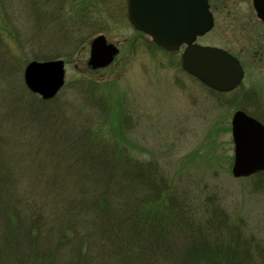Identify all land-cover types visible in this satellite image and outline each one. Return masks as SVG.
<instances>
[{
  "label": "rangeland",
  "instance_id": "374dc122",
  "mask_svg": "<svg viewBox=\"0 0 264 264\" xmlns=\"http://www.w3.org/2000/svg\"><path fill=\"white\" fill-rule=\"evenodd\" d=\"M210 4L215 27L198 43L234 54L246 73L242 86L226 95L211 93L182 69L183 48L165 51L136 31L126 0H0V264H30L24 257L34 219L42 232L35 256L57 253L53 264H68L80 235L91 233L95 249L87 262L105 264L93 228L103 218L95 201L107 193L123 198L119 190L143 172L167 182L198 215L216 206L234 223L242 220L243 237L260 243L264 255V176L232 175L235 113L264 123V24L251 0ZM100 35L120 52L111 66L92 71L90 45ZM51 60L66 63L65 85L54 102H44L24 90V72L32 61ZM90 149L97 152L88 159L94 169L87 160L74 166ZM134 161L145 164L140 174ZM118 163L128 166L132 180L108 172ZM149 183L134 188L132 210L150 196ZM114 204L120 213L123 207ZM6 209L18 225L5 220ZM71 226L79 232L64 250L57 248L56 239ZM145 237L151 241L150 232ZM183 238L178 233L174 243L182 245Z\"/></svg>",
  "mask_w": 264,
  "mask_h": 264
},
{
  "label": "trees",
  "instance_id": "16d2710c",
  "mask_svg": "<svg viewBox=\"0 0 264 264\" xmlns=\"http://www.w3.org/2000/svg\"><path fill=\"white\" fill-rule=\"evenodd\" d=\"M23 88L29 94L25 86ZM100 104L102 108L104 106L103 111L106 114L108 113L109 123L113 124V118L109 115L110 110L108 112L105 109L107 105L102 102ZM104 128L99 127L97 131L104 132ZM94 138L103 143L101 146L104 151L107 150L104 146V140L97 136H94ZM93 142L95 141L93 140ZM95 143L98 144V142ZM117 144L118 142H116ZM114 149L118 150L117 147H114ZM81 154L80 161L74 166L78 167L87 160L94 169L92 162L88 159H96L97 152L90 149L82 151ZM117 162H120V160ZM134 165L138 166L139 174L141 173L140 169L142 170L145 167V164L140 161H134ZM127 167L123 163L122 165L121 163L110 165L108 166V172L114 169L115 174L112 173L114 177L119 173L123 177L127 176V179H133V176H130L132 171H128ZM95 170L105 172L102 166L100 168L95 166ZM143 175L146 176L144 172ZM263 176L264 173H260L254 177L259 179ZM144 177H138L135 181L132 179V181H128L126 189L122 187L119 190L124 192L123 198H117V195L114 194L113 196L116 198L111 199V196L107 193V195L100 194L99 199L95 201V210L103 216L100 223L94 222L93 224V228H95L100 239L96 245L101 244L100 248L107 253L103 257L106 260L99 262L105 264H111L112 261L117 264H264L261 244L254 238L246 240L240 232L238 225L240 223L244 224L242 220L234 223L225 210L216 208V206H210L207 208L206 213L198 215V212L196 213L193 207L189 206L190 203L187 204L185 199L181 200L174 188L170 189L167 182H163L162 179L160 181L151 179L150 176L145 177L149 180L147 181L142 179ZM148 182H150V196H144L139 200V206L132 210L134 196H136L133 195L135 194L133 193L134 188L137 184L139 187L142 186L141 184L144 185ZM110 186L111 190H114L112 184ZM102 188L104 187L102 186L100 189ZM1 195H4V189L0 190ZM114 199L123 207V212L118 213V206H115ZM128 200L131 201L129 208L130 204L127 206ZM7 211L8 215H6L5 220L18 225L16 215H11L9 209H6L5 213ZM33 223H37V225L32 224L34 228L28 232L29 239L27 241L31 249L30 255L25 256L24 259L30 260V264H53L57 253H45L41 256H35L34 254L39 240L38 237L42 235V232L41 227L38 228L40 220L34 219ZM76 232H79L78 229H73L72 226L65 229L62 235L56 239L57 245L55 246L64 250L62 246L70 239L71 233L75 234ZM148 232H150L151 241L146 242V240H149L145 237ZM180 232L184 235L182 245L174 243V239ZM5 233L7 238L8 236L16 237V234ZM171 234H174V236L171 237ZM89 235L93 234L80 235L76 255L72 257L73 259H69L68 264H88L87 256L95 249V247L90 246L92 239ZM142 242H144V246ZM85 247H87L86 251H84ZM147 255H150L151 260L145 257Z\"/></svg>",
  "mask_w": 264,
  "mask_h": 264
},
{
  "label": "water",
  "instance_id": "95a60500",
  "mask_svg": "<svg viewBox=\"0 0 264 264\" xmlns=\"http://www.w3.org/2000/svg\"><path fill=\"white\" fill-rule=\"evenodd\" d=\"M128 17L135 29L150 36L159 47L176 51L186 45L183 68L208 87L231 91L238 87L244 71L239 61L228 52L196 44L198 37L214 27L208 0H127ZM254 8L264 22V0H255ZM119 50L104 36L91 44L89 65L93 69L109 66ZM29 90L44 100L54 98L65 83L63 61L32 62L24 73ZM235 145L233 176L250 177L264 171V126L243 112L232 120Z\"/></svg>",
  "mask_w": 264,
  "mask_h": 264
},
{
  "label": "flooded vegetation",
  "instance_id": "af4514ba",
  "mask_svg": "<svg viewBox=\"0 0 264 264\" xmlns=\"http://www.w3.org/2000/svg\"><path fill=\"white\" fill-rule=\"evenodd\" d=\"M251 1H253V0H251ZM209 2H210V0H209Z\"/></svg>",
  "mask_w": 264,
  "mask_h": 264
}]
</instances>
